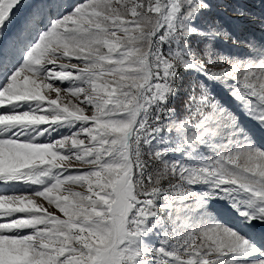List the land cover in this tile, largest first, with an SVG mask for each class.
I'll return each instance as SVG.
<instances>
[{"label": "snow or ice", "instance_id": "snow-or-ice-1", "mask_svg": "<svg viewBox=\"0 0 264 264\" xmlns=\"http://www.w3.org/2000/svg\"><path fill=\"white\" fill-rule=\"evenodd\" d=\"M211 7L0 0V264H264V146L214 92L264 129V41L247 42V59L219 53L238 42L206 19ZM61 91L91 115L62 106Z\"/></svg>", "mask_w": 264, "mask_h": 264}, {"label": "rangeland", "instance_id": "rangeland-1", "mask_svg": "<svg viewBox=\"0 0 264 264\" xmlns=\"http://www.w3.org/2000/svg\"><path fill=\"white\" fill-rule=\"evenodd\" d=\"M50 2L57 3L59 0H50ZM83 0H70V3L76 4L81 3ZM212 7L209 13L206 14V19L215 20L218 22V25L222 29H226L228 32L232 34V38H234L238 43L234 44L232 39H228L227 42H217L215 45L216 50L227 57H235L240 59H247L250 49L246 47L248 41H253L254 43L264 41V0H207ZM70 11L71 9H67ZM242 11L244 13L243 16L238 15V12ZM193 45L199 44L200 48H203V43L200 42L198 37L191 38ZM66 62V61H59ZM58 62V63H59ZM76 63L75 59L72 61ZM206 67H209L213 71L222 70L224 67H228V65L221 61L219 63H206ZM184 76V86L187 87L190 80L195 79L193 73H183ZM233 83V81H229V84ZM54 87H60L61 89L66 88L67 84H61L59 82L54 83ZM199 92V89H197ZM214 92L218 99H220L224 104L228 107L232 108L236 111L241 118L242 123L249 128L258 144L264 146V129H261L259 125H257L254 121L248 119L239 111V106L233 100V98L228 94V91L225 88H221L219 86L214 88ZM45 94L49 97V99H56L55 92H45ZM60 101L59 103L63 105L69 106L70 110H72V105H76L79 108L85 109L86 115H91L90 106H86L82 103L84 97L81 95L79 98L73 97L72 95L61 91L60 93ZM186 99V94L182 91L179 98L172 105L176 109V114L179 118L183 119L187 113L184 109V101ZM54 133V135H53ZM57 134V135H55ZM59 134V135H58ZM68 130L61 128L58 132H52L49 136L45 134L40 137L39 140L42 143H48L49 141L58 140L62 137V135H67ZM45 136H47L45 138ZM59 136V137H58ZM44 138V139H43ZM206 156H213L214 153H211L208 150H203ZM147 159V157H145ZM169 159L175 160L180 159V156L173 155L170 156ZM155 167H159L158 164L154 165ZM88 166L81 165L79 163H73L70 170L80 169L86 170ZM175 182V180H173ZM165 186L167 183L165 182ZM2 187V186H0ZM36 187V186H33ZM75 190L84 191V189L74 186ZM26 186L20 185L17 190V194H30V192L25 191ZM60 193H53V195H59ZM37 204L42 205L47 208L48 212L53 213L55 215L61 216L63 218L62 213L55 207V205H49L42 198H36ZM216 208L221 216V219L231 224L234 227H239L238 219L234 216V214L230 211L227 204L225 202H219L216 205ZM243 231H247V229H242Z\"/></svg>", "mask_w": 264, "mask_h": 264}, {"label": "bare ground", "instance_id": "bare-ground-1", "mask_svg": "<svg viewBox=\"0 0 264 264\" xmlns=\"http://www.w3.org/2000/svg\"><path fill=\"white\" fill-rule=\"evenodd\" d=\"M53 135H54V133H53ZM55 135H57V134H55ZM59 135V134H58ZM50 136V135H49ZM47 136H45V138H46ZM59 137V136H58ZM44 139V138H43Z\"/></svg>", "mask_w": 264, "mask_h": 264}]
</instances>
